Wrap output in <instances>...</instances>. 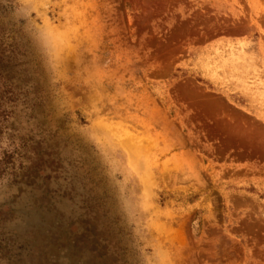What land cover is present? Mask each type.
I'll return each instance as SVG.
<instances>
[{
  "label": "rangeland",
  "instance_id": "1",
  "mask_svg": "<svg viewBox=\"0 0 264 264\" xmlns=\"http://www.w3.org/2000/svg\"><path fill=\"white\" fill-rule=\"evenodd\" d=\"M1 22L25 53L0 44V264L102 263L70 138L131 264H264V0H0Z\"/></svg>",
  "mask_w": 264,
  "mask_h": 264
},
{
  "label": "flooded vegetation",
  "instance_id": "2",
  "mask_svg": "<svg viewBox=\"0 0 264 264\" xmlns=\"http://www.w3.org/2000/svg\"><path fill=\"white\" fill-rule=\"evenodd\" d=\"M0 25H2V28H0L1 46L4 45L7 48L6 51L12 50V54L16 53V55H18V53H20L22 55V53H25V43L22 41V35L19 34L18 31L13 30V35L16 34L17 36L16 41L14 37H10L8 27L2 22ZM20 90L23 93L24 89ZM36 101H38L37 98L34 100V103ZM38 104L39 103L34 107L38 108ZM29 118L35 121L33 115L30 114ZM63 147L67 150L70 149L68 160L74 165L72 169L74 170L76 167L79 170V175L77 173L74 174L73 171L70 170V173H72L70 177L72 181L70 186L73 188L69 190L66 189L68 192H66L64 196H66L67 200L70 202L72 213L75 212L76 209L74 207L76 206L78 211L80 210V219L83 227H88L90 224L94 225L97 231L94 230V233L97 235L96 246L100 251L102 250L104 252L103 255H105L102 258L101 264H131L124 250V246L123 249L121 247L120 226L113 213L114 201L112 196L103 190L104 188L101 186L100 179L96 178V176L94 177V175L90 173L92 170L89 166L94 161V158L91 157L88 148L82 144L80 140L70 138L64 141ZM99 191L101 192L99 193ZM31 215L34 216L33 214ZM27 217L29 219L28 215ZM38 226L39 225H37L36 228ZM98 231L100 234H98ZM103 231H106V234L105 232L103 233ZM40 237L45 238L44 236ZM88 237L89 235L87 237L85 236V242H89L87 240ZM88 264L94 263L90 262Z\"/></svg>",
  "mask_w": 264,
  "mask_h": 264
}]
</instances>
